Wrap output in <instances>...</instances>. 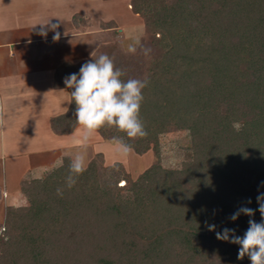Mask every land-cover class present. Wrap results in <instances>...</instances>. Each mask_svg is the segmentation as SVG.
Segmentation results:
<instances>
[{
	"label": "trees",
	"instance_id": "16d2710c",
	"mask_svg": "<svg viewBox=\"0 0 264 264\" xmlns=\"http://www.w3.org/2000/svg\"><path fill=\"white\" fill-rule=\"evenodd\" d=\"M129 2L144 18L151 35L143 48L151 51L112 58L122 79L148 81L140 111L148 135L128 142L137 155L158 154L162 136L186 131L184 162L175 170L155 163L133 181L97 154L71 189L70 158L24 179L27 205L5 208L0 264H251L207 225L243 236L249 219L261 221L264 0ZM81 66L63 72L61 84ZM75 108L72 101L52 121L59 134L75 131ZM99 135L124 137L115 129ZM241 206L255 215L230 220Z\"/></svg>",
	"mask_w": 264,
	"mask_h": 264
},
{
	"label": "crops",
	"instance_id": "0c3cea01",
	"mask_svg": "<svg viewBox=\"0 0 264 264\" xmlns=\"http://www.w3.org/2000/svg\"><path fill=\"white\" fill-rule=\"evenodd\" d=\"M129 0H0V210L27 202L24 179H39L79 151L80 126L61 135L68 113L63 72L92 59L116 29L141 25ZM58 24L60 39L39 22ZM35 25V26H34ZM95 141V138L91 143ZM89 164V160H88ZM5 204V206H4ZM4 206V208H3ZM2 211V210H1Z\"/></svg>",
	"mask_w": 264,
	"mask_h": 264
},
{
	"label": "clouds",
	"instance_id": "9594fccd",
	"mask_svg": "<svg viewBox=\"0 0 264 264\" xmlns=\"http://www.w3.org/2000/svg\"><path fill=\"white\" fill-rule=\"evenodd\" d=\"M35 25L41 26L39 34L43 36L47 35L46 29L50 26V30L55 32L53 40L60 39V33L56 31L58 24H52L48 19ZM127 51L134 54L137 49L134 45H129ZM150 51L143 49L145 56ZM125 75L122 69L116 67L112 58L101 54L98 58L85 62L78 74L72 73L64 78L66 88L72 89L70 95L76 105L74 114L81 133L78 140L80 150L70 157L68 175L65 178L66 188L74 187L79 177L87 170L88 147L101 130L115 129L127 138H112L113 150L119 159H125L133 152V145L129 140L143 139L148 135L140 116L144 100L143 89L148 81L122 79ZM261 185L264 186V181ZM56 192L58 196L63 197V188L58 187ZM256 201L261 221L257 223L254 219H249V226L243 236L236 235L235 229L225 227L222 231H216L215 224L207 227L209 231H215L218 240L240 246L237 259L243 260L247 256L251 264H264V192L257 195ZM247 203L250 204L251 199ZM255 211L241 206L229 219L235 221L241 214L253 217Z\"/></svg>",
	"mask_w": 264,
	"mask_h": 264
},
{
	"label": "rangeland",
	"instance_id": "374dc122",
	"mask_svg": "<svg viewBox=\"0 0 264 264\" xmlns=\"http://www.w3.org/2000/svg\"><path fill=\"white\" fill-rule=\"evenodd\" d=\"M140 19L142 20V26L133 25V27L130 28L124 27L116 29L114 33L109 34V40L111 38L113 41H109L110 43H106L103 48L96 50L92 59L98 58L101 54H107L110 58H118L122 56L139 55V53H142L145 48H143V44L144 42H148L151 34L146 30L147 27L144 18L140 17ZM129 45H134L136 47L137 51L134 54L127 51ZM187 144H189L188 132H173L161 137L158 154L153 150H149L143 155H137L132 152L129 157L119 159L114 153L112 141H106L98 134L95 137V141L90 143L88 147V160L90 162L97 154H101L105 158L103 167H109L119 163L124 167L126 175L134 181L139 174L146 172V170L155 163H160L166 169L175 170L181 168L184 162L183 148ZM118 185L120 187L125 186L124 182H120ZM26 200L28 202V199ZM27 202H25V206L27 205ZM1 210L0 238L4 239L5 212L3 213V209Z\"/></svg>",
	"mask_w": 264,
	"mask_h": 264
}]
</instances>
